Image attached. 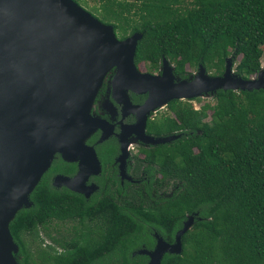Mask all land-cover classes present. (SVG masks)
Wrapping results in <instances>:
<instances>
[{
  "label": "trees",
  "instance_id": "16d2710c",
  "mask_svg": "<svg viewBox=\"0 0 264 264\" xmlns=\"http://www.w3.org/2000/svg\"><path fill=\"white\" fill-rule=\"evenodd\" d=\"M73 1L83 6V0ZM98 2V8L86 11L112 26L118 40L141 35L136 67H157L164 58L174 64L173 74L180 80L198 66L221 76L232 56L241 78L259 71L264 0ZM211 97L198 109L191 100H173L167 107L171 118L149 125L154 134H181L144 153L157 158L160 167L161 177L150 185L175 182L170 197H154L146 190L150 200L141 197L138 207L107 198L85 202L51 186V175L70 173L57 156L30 194L31 207L9 224L17 262L144 264L143 256L130 252L150 239L151 228L173 242L187 215H194L192 227L181 237V253L165 254L161 264H264V91L217 90ZM40 232L50 244L44 245Z\"/></svg>",
  "mask_w": 264,
  "mask_h": 264
},
{
  "label": "water",
  "instance_id": "95a60500",
  "mask_svg": "<svg viewBox=\"0 0 264 264\" xmlns=\"http://www.w3.org/2000/svg\"><path fill=\"white\" fill-rule=\"evenodd\" d=\"M140 39L134 33L118 40L112 26L73 0H0V264H19L9 224L31 207L29 196L55 157L79 162L72 180L58 175L54 181L75 192L89 174L83 165L98 166L92 148L79 139L93 128L90 135L100 129L101 140L107 137L106 123L90 110L110 70L115 72L114 87L148 93L143 106L134 107L142 115L133 129L138 139L153 145L173 136H146V116L173 100L212 96L217 90L264 91V72L243 79L232 71L233 57L226 59L221 76L198 66L194 75L180 80L164 58L161 75L139 73L134 55ZM119 139H125L124 133ZM193 223L194 215H188L172 245L159 241L148 264H161L166 252L179 255L181 237Z\"/></svg>",
  "mask_w": 264,
  "mask_h": 264
},
{
  "label": "flooded vegetation",
  "instance_id": "af4514ba",
  "mask_svg": "<svg viewBox=\"0 0 264 264\" xmlns=\"http://www.w3.org/2000/svg\"><path fill=\"white\" fill-rule=\"evenodd\" d=\"M141 64L146 65V63ZM141 64L137 67L135 66L139 73H146L153 76L161 75L159 73L161 62L157 65V70H153V72H142L139 69ZM149 66L152 67L151 65ZM114 74V70H110L106 74L90 110L91 116L93 115L92 117L98 118L106 123L105 134H107V137L105 139L101 140L103 133L102 130L98 129L85 140V146L92 148L98 166L91 163L90 166L87 165L85 168L83 165L82 168L89 174L86 177L84 186L80 184V190L75 192L67 186H55L54 184L55 177L58 175L72 180L79 172L78 161L64 162L61 160L63 164H66V168L70 170V173L51 175L50 184L55 189H66L73 194L81 196L85 202L96 201L100 203L107 198V200H111L119 206H122L124 201H128L129 205L133 203L134 206L138 207V201L141 200V197L145 199L144 201L150 200L148 196L146 197V190L154 197L155 195L170 197L175 192V182L168 187H156L154 186L155 183L152 184L153 186L150 185L151 179L155 182L161 177L159 172L160 167L155 162L157 158L152 156L147 157L144 153L158 146L171 144L176 139L164 144L153 145L136 137L133 126L137 124L138 117L142 115V111L137 113L134 107L143 106L148 98V93L138 94L131 90H120V88L114 87L112 84ZM167 107L168 104L165 106V111L163 108H159L146 116L144 128V134L146 136L157 139L171 136L175 137V135L180 134L169 133L159 135L149 132V125L151 123L162 117L171 118L172 114L168 116L165 113H171ZM162 110L163 113L160 117H156L158 112ZM152 114L155 117L151 118L153 116ZM122 133H124L125 139H121L122 141H120L119 136ZM131 190L136 191L137 202L129 198ZM178 231H175L173 235V242H169V238H164L156 229L151 228L149 233L150 239L146 243L141 244L140 247L132 250L130 255L132 257L136 255L143 256L146 259L144 264H148L150 260L148 254L156 249L159 241L165 245H172ZM165 254L169 255L171 253L166 252Z\"/></svg>",
  "mask_w": 264,
  "mask_h": 264
},
{
  "label": "rangeland",
  "instance_id": "374dc122",
  "mask_svg": "<svg viewBox=\"0 0 264 264\" xmlns=\"http://www.w3.org/2000/svg\"><path fill=\"white\" fill-rule=\"evenodd\" d=\"M83 6V8L85 9V10H87V11H90V10H93V8H98L99 7V2H98V0H83V4H82ZM232 57V56H231ZM167 61V63L169 64V65H172V66H174V64L172 63V62H170V61H168V60H166ZM163 67H164V63H163V60L161 61V64H160V68H159V73L161 74L162 72H161V70L163 69ZM234 68H235V65H234V60H232V71L235 73V70H234ZM139 69L142 71V72H153V70L154 71H156L157 70V67H155V68H152V67H150L148 64H146V65H140L139 66ZM191 74V76L192 75H194L196 72H197V69L194 71V70H188ZM262 72H264V56H262L261 57V59H260V66H259V71L254 75V76H252V77H250L249 79H255L256 77H257V75L259 74V73H262ZM189 77V76H188ZM249 79H247V80H249ZM198 99V100H197ZM184 101H189V100H184ZM207 102H212V97H211V94H208V95H204L203 97H197V98H194V99H192L191 100V105L195 108V109H198L201 105H203L204 103H207ZM165 109V106L163 107V110ZM163 110L162 111H159L158 112V114H157V116L156 117H160V115L163 113ZM165 111V110H164ZM157 112V111H156ZM168 116H171V113H167V112H165ZM155 114V113H154ZM154 114H152L153 116H151V118H153V117H155L154 116ZM93 116V115H92ZM103 133V132H102ZM181 136V134H178V135H175V137H173V139L172 140H174V139H177V138H179ZM86 180H84L83 181V183H82V185L84 186V182H85ZM136 191H134V190H131V193H130V195H129V198L131 199V200H134L135 202H137L138 201V198H137V196H136ZM64 226H62V227H60V229H61V234L63 235L65 232H64ZM59 229V230H60ZM50 233H51V235L52 236H57V234L56 233H53V232H51V230H50ZM61 234H58L59 236L61 235ZM39 237L42 239V240H44V245H47V244H50V242H49V239H48V237H46V236H44L41 232L39 233ZM37 244H39L38 242H36ZM34 244V245H37V244ZM43 247V246H42ZM32 251H34V249L32 248ZM16 256L17 255H15V258H16ZM17 260V259H16Z\"/></svg>",
  "mask_w": 264,
  "mask_h": 264
},
{
  "label": "bare ground",
  "instance_id": "6f19581e",
  "mask_svg": "<svg viewBox=\"0 0 264 264\" xmlns=\"http://www.w3.org/2000/svg\"><path fill=\"white\" fill-rule=\"evenodd\" d=\"M89 107H90V101H89V103H88V107H87V109H89ZM94 129H95V128H93V130H94ZM93 130H89V131H87L86 133H84V134L80 137L79 142H82L83 140L85 141L86 137H87L88 135H90V133H91Z\"/></svg>",
  "mask_w": 264,
  "mask_h": 264
}]
</instances>
